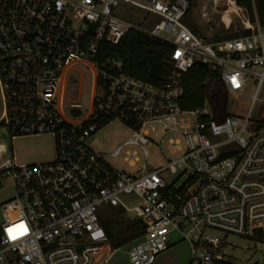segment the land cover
Listing matches in <instances>:
<instances>
[{
    "label": "built area",
    "instance_id": "2783aa9c",
    "mask_svg": "<svg viewBox=\"0 0 264 264\" xmlns=\"http://www.w3.org/2000/svg\"><path fill=\"white\" fill-rule=\"evenodd\" d=\"M190 8L189 0H0V130L10 140L51 134L57 153L19 166L5 161L0 135V188L10 180L15 190L0 208V264H93L107 250L104 206L143 222L132 264H155L174 233L192 246L189 264H234L230 235L264 242V25L256 15L247 35L207 40L185 23ZM132 31L173 49L162 85L101 59L103 44L118 46ZM196 65L219 75L226 107L219 99L183 107L184 76ZM80 67L94 81L85 113L66 99ZM246 95L247 113H232ZM114 121L130 136L111 156H124L133 174L91 147ZM163 147L156 166L150 149Z\"/></svg>",
    "mask_w": 264,
    "mask_h": 264
},
{
    "label": "rangeland",
    "instance_id": "374dc122",
    "mask_svg": "<svg viewBox=\"0 0 264 264\" xmlns=\"http://www.w3.org/2000/svg\"><path fill=\"white\" fill-rule=\"evenodd\" d=\"M214 0H197V5L192 13L187 16L185 23L197 35L207 40L230 39L236 34H241L245 29V21L241 13H223L225 8H231V2L226 1L219 5L216 10L212 7ZM130 12L137 16L146 14L138 10L129 8ZM80 72L69 74L66 99L68 101L78 100L83 106V112H89L92 104V73L85 67H80ZM250 104L249 96L240 97L234 104L232 113H247L246 106ZM3 103L0 93V116L2 114ZM255 119L260 115L255 113ZM0 135L5 137L3 143L8 151L6 160L12 156L19 166L47 164L56 160V145L51 134L31 135L18 137L10 140L4 130H0ZM130 136L129 130L119 121L104 126L96 135L91 147L97 153L107 155L108 163L118 169L133 174L138 169L131 167L124 161V156L112 157L122 142ZM168 137L166 138V140ZM151 160L156 166L163 164L161 154L166 155V149L160 150L151 148ZM14 187L10 180H6L0 188V208L14 197ZM127 202L134 201V197H125ZM101 226L105 230L108 240L103 247L110 245V236L117 235L119 225L115 220L114 210L104 206L98 213ZM127 218L133 219V215L125 213ZM228 256L234 264H264V242L251 238H242L230 235L227 237ZM170 249L161 255L155 264H189L192 258V246L189 242L181 241L178 233L170 236ZM131 244L114 250H99L95 252L93 264H132L129 257ZM108 259V260H107ZM168 259V260H165ZM106 260V262H105Z\"/></svg>",
    "mask_w": 264,
    "mask_h": 264
},
{
    "label": "trees",
    "instance_id": "16d2710c",
    "mask_svg": "<svg viewBox=\"0 0 264 264\" xmlns=\"http://www.w3.org/2000/svg\"><path fill=\"white\" fill-rule=\"evenodd\" d=\"M189 1L191 8L188 16L197 5V0ZM235 3L247 12L250 22H254L257 15L261 24L264 25V0H235ZM247 34V31L242 32L232 36V38ZM172 54L173 49L171 47L154 41L144 34L132 31L118 46L103 44L100 57L102 60L107 58L118 59L123 62V73L160 86L172 69ZM184 89L185 97L182 105L186 109L203 108L206 102L216 99L223 100L224 107L227 105L219 75L202 65L194 66L185 74ZM114 215L119 225V232L117 235L110 236L112 249H120L137 241L143 235L144 227L138 220L127 218L125 212L120 209H114Z\"/></svg>",
    "mask_w": 264,
    "mask_h": 264
},
{
    "label": "crops",
    "instance_id": "0c3cea01",
    "mask_svg": "<svg viewBox=\"0 0 264 264\" xmlns=\"http://www.w3.org/2000/svg\"><path fill=\"white\" fill-rule=\"evenodd\" d=\"M226 1L231 2L232 5H231V8H225L223 13H231V12L241 13V15H242V17H243V19L245 21V28H246L247 24L249 22V18H248L247 12L244 9L239 8L236 5L235 0H214L211 5H212L213 8L215 7L214 10H216L219 5H223V3H225ZM233 9H235V10H233ZM107 250H111V246L110 245L107 246ZM165 260H168V259H165Z\"/></svg>",
    "mask_w": 264,
    "mask_h": 264
},
{
    "label": "water",
    "instance_id": "95a60500",
    "mask_svg": "<svg viewBox=\"0 0 264 264\" xmlns=\"http://www.w3.org/2000/svg\"><path fill=\"white\" fill-rule=\"evenodd\" d=\"M76 113L79 114L78 112H76ZM138 222H139L140 224L143 225L142 220L139 219ZM83 249H84L83 246H80V247L78 248L79 252H81Z\"/></svg>",
    "mask_w": 264,
    "mask_h": 264
}]
</instances>
